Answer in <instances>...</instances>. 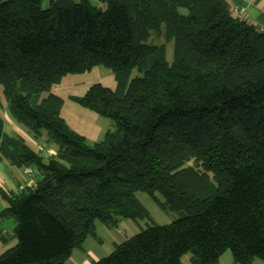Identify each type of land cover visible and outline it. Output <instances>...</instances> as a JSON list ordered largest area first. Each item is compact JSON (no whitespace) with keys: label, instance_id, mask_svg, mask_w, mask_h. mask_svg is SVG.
I'll return each mask as SVG.
<instances>
[{"label":"trees","instance_id":"trees-1","mask_svg":"<svg viewBox=\"0 0 264 264\" xmlns=\"http://www.w3.org/2000/svg\"><path fill=\"white\" fill-rule=\"evenodd\" d=\"M93 1L0 0L7 112L56 151H33L0 116V154L35 179L0 188L17 239L0 264H67L97 221L150 219L139 192L187 216L148 224L91 264H183L186 254L219 264L228 250L234 264L264 262V33L225 0ZM97 66L117 89L95 84L74 101L115 131L89 147L52 88Z\"/></svg>","mask_w":264,"mask_h":264},{"label":"rangeland","instance_id":"rangeland-1","mask_svg":"<svg viewBox=\"0 0 264 264\" xmlns=\"http://www.w3.org/2000/svg\"><path fill=\"white\" fill-rule=\"evenodd\" d=\"M49 1L50 0H43V6L46 7ZM92 2L96 4L93 0ZM156 42L160 43L161 40H156ZM173 55L174 42L172 41L167 44V60L169 62L173 61ZM137 76H142V74L134 71L132 79ZM95 84H101L112 90L117 89V83L112 70L103 66H97L85 73L69 74L63 77L61 81L52 88V92L63 99L61 116L72 131L85 137L89 147H93L95 143L102 141L106 133L115 131V124L111 119L102 117L74 101V98L82 97L89 88ZM43 96L45 97L47 94ZM0 97V114H8L7 103L3 97L1 87ZM51 148L52 147L48 149L44 146L40 148L38 152L51 156L56 152L55 149L51 150ZM136 195L141 204L147 209L150 219L146 218L137 221L127 219L121 220L114 229H110L100 221H97L95 226L96 237H89L86 243L87 248L91 249L94 254L91 255L92 258L87 257V259H91V261L93 260L94 262L96 259L99 260L110 255L117 245L138 234L141 230L145 229L148 224L166 225L187 216L186 211L164 210L159 202L147 193L139 192ZM156 197L163 202V199L158 194H156ZM101 240H103V242H100ZM190 257L191 254H186L182 258V263L190 264ZM219 264H234L230 250L222 256Z\"/></svg>","mask_w":264,"mask_h":264},{"label":"crops","instance_id":"crops-1","mask_svg":"<svg viewBox=\"0 0 264 264\" xmlns=\"http://www.w3.org/2000/svg\"><path fill=\"white\" fill-rule=\"evenodd\" d=\"M233 12L234 8H244L246 14L242 21L248 25L254 27L258 32L264 33V0H225ZM236 16L235 14H233ZM238 17V16H236ZM1 118L5 122V133L8 135L20 136L33 151L38 152L42 147H46L51 150L53 146L46 143L45 139H34L24 129L19 127L10 117L9 114H0ZM28 168H18L13 166L9 160L4 158L0 154V188L7 192H18L25 188H33L35 185V179L30 178L27 174ZM7 202L0 195V215L4 209L7 208ZM15 222L11 218H2L0 216V255L7 250L13 248L17 244V239L14 236ZM90 241V240H89ZM100 242H103L101 240ZM87 241L84 246L74 250L71 258L67 264H91V255L94 253L91 249L87 248ZM98 261V259L94 260ZM253 264H264L260 260H255Z\"/></svg>","mask_w":264,"mask_h":264},{"label":"built area","instance_id":"built-area-1","mask_svg":"<svg viewBox=\"0 0 264 264\" xmlns=\"http://www.w3.org/2000/svg\"><path fill=\"white\" fill-rule=\"evenodd\" d=\"M232 13L235 14L236 16L240 17V18H243L246 14V10L244 8H234ZM45 156H49V154H46ZM27 174L31 177L33 175L32 170L27 169Z\"/></svg>","mask_w":264,"mask_h":264}]
</instances>
